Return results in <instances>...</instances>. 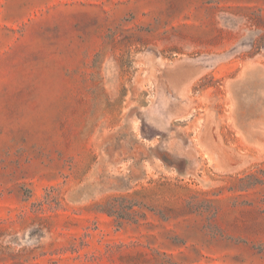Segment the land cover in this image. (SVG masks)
Instances as JSON below:
<instances>
[{
	"label": "rangeland",
	"instance_id": "obj_1",
	"mask_svg": "<svg viewBox=\"0 0 264 264\" xmlns=\"http://www.w3.org/2000/svg\"><path fill=\"white\" fill-rule=\"evenodd\" d=\"M0 264H264V0H0Z\"/></svg>",
	"mask_w": 264,
	"mask_h": 264
}]
</instances>
